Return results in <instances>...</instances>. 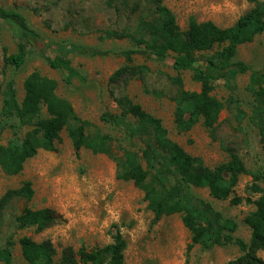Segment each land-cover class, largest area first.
I'll return each mask as SVG.
<instances>
[{"label": "rangeland", "instance_id": "1", "mask_svg": "<svg viewBox=\"0 0 264 264\" xmlns=\"http://www.w3.org/2000/svg\"><path fill=\"white\" fill-rule=\"evenodd\" d=\"M163 4L174 13L182 31L188 29L191 18L230 28L251 9L247 0H163ZM0 7L18 10L46 44H76L112 53L104 57L71 55L72 66L82 77L73 78L69 85L65 82L68 74L52 69L40 57L41 47L36 43L33 55L16 70L5 66L3 50L16 54L18 41L13 28L0 20V113L7 83L15 81L22 102L24 83L37 72L58 83V96L68 100L79 117L89 122V134L110 135L114 151L120 155L125 150L141 154L144 144L139 140L130 141L125 126L116 128L102 121L105 113L121 115L116 98L128 95L149 114L162 120L169 137L187 154L201 159L206 167L215 169L227 163L233 154L241 158L248 173L239 177L235 192L228 200L213 199L208 189L193 193L238 224L237 238L250 241L251 230L245 219L256 210L259 198L251 189L253 175L264 167V143L251 121L254 102L248 92L250 73L239 76L233 83H215L212 95L223 103L224 109L213 134L202 122L191 131L179 134L175 111L181 88L174 80L181 78L183 89L189 92H200L202 85L193 72L174 70L175 54L170 53L165 62H159L142 51L134 56V64L148 66L150 73L141 80L131 81L128 87L110 83L111 76L126 64L125 58L117 54L138 47L130 38H110L108 32L140 36L141 22L154 21V5L145 0H130V7L118 4L117 9H112L106 0H0ZM46 52L52 59L57 56L49 48ZM237 60L252 71L264 70V35L241 46ZM238 111L247 115L241 124L236 116ZM43 113L46 115L45 108ZM13 138L9 128L0 129V145L6 146ZM61 138L56 152L40 151L18 176H8L0 167V203L9 191L21 188L25 182H31L35 192L31 201L16 198L0 205V248L9 239L14 242L12 264H27L20 246L24 237L37 243L50 242L56 251V260L61 261L69 251L78 254L80 250L91 252L111 245L118 229L127 243L125 264H227L241 255L234 245L211 250L196 245L189 251L192 235L180 216L154 223L144 193L132 182L117 179V164L113 159L87 149L76 153L67 131L62 132ZM235 199H240V203L233 204ZM25 209H50L59 221L42 232L36 228L20 230L16 218ZM259 256L264 260V253Z\"/></svg>", "mask_w": 264, "mask_h": 264}, {"label": "trees", "instance_id": "2", "mask_svg": "<svg viewBox=\"0 0 264 264\" xmlns=\"http://www.w3.org/2000/svg\"><path fill=\"white\" fill-rule=\"evenodd\" d=\"M145 1L154 5L155 16L152 23L141 22L144 32L140 36L112 31L107 34L115 39L130 38L138 47L137 50L117 54L125 58L126 64L111 76V85L128 87L131 81L141 80L150 73L148 66L134 64V56L142 51L159 62H165L173 53L174 70L178 73L193 72L202 85L200 92H189L183 89L181 78L174 80L181 88L176 98L177 132L185 134L202 122L213 134L224 109L223 103L212 95L215 83H233L239 76L250 73L248 92L254 102L251 121L264 143V70L252 71L244 62L237 60L241 46L264 35V1L247 0L251 9L230 28L223 29L213 22L200 23L191 18L186 31L181 30L176 16L163 4V0ZM106 3L112 9H117L118 4L130 7V0H106ZM0 20L13 28L18 41L16 54L10 55L6 48L3 50L6 67L20 70L33 55L36 43L41 47L40 57L52 69L68 74L65 82L69 85L73 78L82 77L73 68L71 55L104 57L112 54L76 44H46L27 18L16 9L0 7ZM46 48L57 56L54 59L47 56ZM57 89L56 81L35 72L26 79L25 97L20 102L15 81L7 83L3 93L0 129L9 128L14 138L6 146L0 145V167L6 175H20L40 151L56 152L62 142V132L67 131L76 153L87 149L115 161L117 179L132 182L144 193L148 208L154 215V223L180 216L184 227L192 235L189 251L196 245L205 250L234 245L241 255L227 264H264L259 256L264 253V167L253 175L251 189L259 198L256 210L245 219L251 230L250 241L246 242L235 236L238 224L234 220L225 218L211 203L193 193L197 189H208L215 200L224 201L232 197L239 177L248 173L238 155H231L227 163L215 169L206 167L201 159L187 154L169 137L162 120L149 114L128 95L116 98L121 115L105 113L102 116L103 122L116 128L125 126L130 141L139 140L144 144L141 154L125 150L120 155L114 151V140L110 135L100 132L89 134V122L79 117L68 100L58 96ZM236 116L240 124L247 117L242 111H238ZM25 130L27 132L22 135ZM34 195L32 183L25 182L21 188L9 191L0 205L16 198L31 201ZM240 201L235 199L233 204ZM58 221V216L50 209H25L16 218V225L20 230L36 228L42 232ZM113 240L111 245L91 252L80 250L75 254L69 251L61 261L56 260V251L50 242L37 243L24 237L20 246L27 264H125L127 243L119 229ZM14 245L9 239L0 248V262L13 263Z\"/></svg>", "mask_w": 264, "mask_h": 264}]
</instances>
